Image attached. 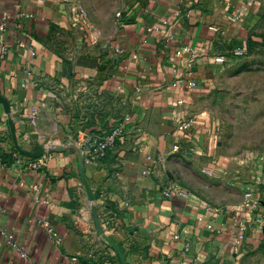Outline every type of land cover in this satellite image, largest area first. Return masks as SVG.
I'll return each mask as SVG.
<instances>
[{"label":"crops","instance_id":"0c3cea01","mask_svg":"<svg viewBox=\"0 0 264 264\" xmlns=\"http://www.w3.org/2000/svg\"><path fill=\"white\" fill-rule=\"evenodd\" d=\"M253 5L125 2L101 47L80 0H0V264H76L73 256L82 264H236V247H225L235 239L230 212L178 197L152 164L196 142L200 118L188 137L180 121L198 116L215 45L237 36L240 22L228 16L244 17ZM177 10L189 16L179 20ZM126 114L128 138L102 161L65 147L80 131H106ZM212 220L220 235L207 230ZM183 228L192 239L187 254L173 238ZM5 230L28 259L8 246Z\"/></svg>","mask_w":264,"mask_h":264},{"label":"rangeland","instance_id":"374dc122","mask_svg":"<svg viewBox=\"0 0 264 264\" xmlns=\"http://www.w3.org/2000/svg\"><path fill=\"white\" fill-rule=\"evenodd\" d=\"M80 1L92 35L104 47L117 29V13L125 2L131 6L142 0ZM238 24L237 36L225 46L215 45L214 58L206 65L208 74L202 79L208 84L198 116L182 117L200 118L196 142L152 165L162 179L218 213L229 211L234 229L237 222L244 225V230L227 231L235 237L225 247H237L236 264H264V0H254ZM207 230L215 236L223 232Z\"/></svg>","mask_w":264,"mask_h":264},{"label":"built area","instance_id":"2783aa9c","mask_svg":"<svg viewBox=\"0 0 264 264\" xmlns=\"http://www.w3.org/2000/svg\"><path fill=\"white\" fill-rule=\"evenodd\" d=\"M199 1V0H197ZM118 19H123L125 14L124 11H119L117 13ZM188 17L189 16V12H183L181 10H177L176 12V17L180 20L183 17ZM81 17L82 20L86 21V24H88V26L90 27L91 24L89 22V18H88V14L86 12L85 9H81ZM228 20L232 23H236V22H241L243 21V15L241 14H234V15H229L228 16ZM154 28H150L149 30L152 31ZM212 30H217V28H212ZM5 51V50H4ZM118 54H124V51L122 49H116L115 50ZM191 86L195 87L197 86V82L196 81H192L190 83ZM93 87V86H91ZM91 87H85L83 88V90H81V92H89V89ZM122 86L118 85L117 87V92L118 91H122ZM92 91L94 90V88L91 89ZM40 117V112L38 109L34 108L32 110V115H31V119L33 121V123H36L38 121ZM132 116L130 114H126L120 122H118L117 124L113 125L112 127H110L108 130L104 131V130H98V131H93V132H84V131H80L78 133V137L73 140V139H68L65 143V147H71V145L77 147V149L80 151V153L83 155L84 159L87 162H99L102 161L108 154V152L115 148L116 146L119 145V143L121 141H124V139L126 140L128 138V134L129 131L128 129H126V123L130 122L132 120ZM195 118L194 117H188L186 119H182L180 121L179 124V132L182 133V135H184L185 137L189 136V132L191 130V128L194 126L195 124ZM180 149V145H175L174 146V150L177 151ZM52 155H48L47 158H50ZM116 159H118V157H116ZM32 165L35 166L34 163H32ZM40 165H45L44 163H40ZM39 166V165H38ZM173 185V192H175L177 194L178 197L181 198H189L190 194L188 191H186L183 187L172 183ZM37 188V187H35ZM247 203L249 206L248 209L251 210V208H253V204L250 202L251 201V194H247ZM211 209V208H209ZM218 213V211H216ZM236 227L235 229L237 230H244V225H241L240 222L236 223ZM206 227L208 229H210L213 232H217V233H221L222 232V227L217 225L214 222H210L206 224ZM189 230L186 228H183L181 230H179L178 232H176L173 235V238L175 240H179V241H183L184 243V248H183V253L187 254L190 252L191 248H192V239L189 235ZM5 234V238L7 240V244L8 246L17 251L20 255L21 258L23 259H28L29 258V252L27 250L26 247L21 246L19 244V242L15 239V236L13 233H11L10 231H4ZM236 251H237V247H236ZM72 261L75 262L76 264H82L80 263L78 257L73 256L72 257ZM182 264H187V262L184 260L182 262Z\"/></svg>","mask_w":264,"mask_h":264}]
</instances>
